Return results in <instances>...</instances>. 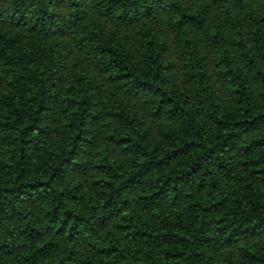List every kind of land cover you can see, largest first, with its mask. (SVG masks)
Returning a JSON list of instances; mask_svg holds the SVG:
<instances>
[{
    "label": "trees",
    "instance_id": "obj_1",
    "mask_svg": "<svg viewBox=\"0 0 264 264\" xmlns=\"http://www.w3.org/2000/svg\"><path fill=\"white\" fill-rule=\"evenodd\" d=\"M0 264H264V0H0Z\"/></svg>",
    "mask_w": 264,
    "mask_h": 264
}]
</instances>
